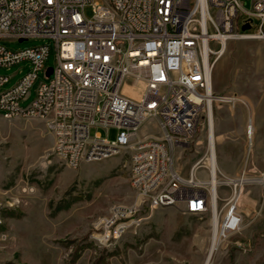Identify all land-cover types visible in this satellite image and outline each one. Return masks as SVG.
Returning a JSON list of instances; mask_svg holds the SVG:
<instances>
[{"label": "built area", "instance_id": "obj_1", "mask_svg": "<svg viewBox=\"0 0 264 264\" xmlns=\"http://www.w3.org/2000/svg\"><path fill=\"white\" fill-rule=\"evenodd\" d=\"M88 5L94 8L92 18L84 13ZM247 24L250 29L243 31ZM32 39L53 41L54 67H46L49 45L15 51L3 43ZM243 40H264V0H253L248 11L240 0H104L103 5L95 0H0V68L30 67L0 92V111L7 120L45 121L53 154L72 169L129 153L130 183L141 206L204 214L214 199L205 181L216 177L209 162L210 109L218 101L248 106L213 92L212 73L227 44ZM40 72L47 81L23 105ZM10 79L0 74V90ZM127 81L133 88L143 86L138 101L122 94ZM250 108L246 135L252 148L256 128ZM204 118L208 149L185 178L176 153L191 148ZM151 122L156 132L141 133ZM92 128L116 129L117 137L92 136ZM203 169L208 179L198 177ZM218 180V189L226 186L231 193L219 236L225 239L241 228V190L250 183L264 185V174L255 179L219 174ZM11 209L0 202L4 237ZM138 211V206L114 208L102 240L121 238Z\"/></svg>", "mask_w": 264, "mask_h": 264}, {"label": "rangeland", "instance_id": "obj_2", "mask_svg": "<svg viewBox=\"0 0 264 264\" xmlns=\"http://www.w3.org/2000/svg\"><path fill=\"white\" fill-rule=\"evenodd\" d=\"M95 1L104 4V0ZM240 1L244 10H251L253 0ZM84 13L92 18L93 5L86 6ZM3 43L15 51L49 45L46 67L55 66L51 40ZM29 71L26 64L10 70L0 68V74L11 77L0 92L13 87ZM46 81L40 72L23 105L35 99L39 84ZM213 85L217 95L263 104L261 115L250 108L257 122L252 148L246 135V106L240 101L213 105L214 132L222 136L218 156L221 149L230 153V159L220 166L222 176L259 178L264 174V40L228 43L215 62ZM121 92L138 101L143 86L133 88L127 81ZM146 132H156L154 122L141 131ZM96 133L113 140L118 132L92 128L90 134ZM53 146L45 121L7 120L0 111V202L12 208L3 228L6 237L0 229V264H204L213 237L211 207L204 214H188L174 207L141 206L130 183L129 153L72 169L53 154ZM207 149L208 124L204 118L191 148L176 153L177 166L185 178ZM218 162L221 165L219 157ZM236 164V172L229 170ZM198 177L208 179L204 169ZM218 193L221 225L231 193L226 186ZM132 206L139 208L132 225L117 241H103L104 223L113 209ZM238 207L243 217L241 228L219 240L212 264H264V185H245Z\"/></svg>", "mask_w": 264, "mask_h": 264}, {"label": "bare ground", "instance_id": "obj_3", "mask_svg": "<svg viewBox=\"0 0 264 264\" xmlns=\"http://www.w3.org/2000/svg\"><path fill=\"white\" fill-rule=\"evenodd\" d=\"M226 48H225V50H226ZM224 53H225V51H224ZM213 87H214V85H213V73H212V91L214 92ZM241 100H244V99H241ZM222 102H224V101H222ZM246 107L247 108L249 107V103H248V106H246ZM209 120H210V124H211V131H210L211 139H210V143H209V149L212 152V157L209 158L210 159L209 162L214 168L213 171H214V173H216V177H213V178L205 181L211 186L214 199L211 202V210H212V214H213V216H212L213 217V221H212L213 237H212L211 247H210L208 256L206 257L204 264H212L216 249L218 250V244H219V240H220L219 236H220V231H221V225H220V216L221 215H220L219 202H218V200H219L218 184L220 181L218 180V176H219V174L223 175V173L221 172V169L219 168L218 163H217V139H216V135L214 132V114H213L212 109H210ZM207 164H208V162H206V166H207Z\"/></svg>", "mask_w": 264, "mask_h": 264}, {"label": "crops", "instance_id": "obj_4", "mask_svg": "<svg viewBox=\"0 0 264 264\" xmlns=\"http://www.w3.org/2000/svg\"><path fill=\"white\" fill-rule=\"evenodd\" d=\"M250 107L254 108V110H255L257 115H261L262 114V107H263L262 102L256 101V102H254L252 104L249 103V107L248 108H250ZM259 122H260V120H259ZM259 122L257 124V127L261 128L262 125H260ZM256 123L257 122H255V120H254L255 128H256ZM215 135L218 137V141H217V163H218L219 168H222L224 163H226L227 160L230 159V157H228V155H230V153H229V151H223L221 149L220 152H219V156H218L219 142L221 141L222 136H221V134H215ZM218 157L220 159L221 165H219ZM220 166H222V167H220ZM229 170H231L233 172H236L238 170L237 164L234 165L233 167H231Z\"/></svg>", "mask_w": 264, "mask_h": 264}, {"label": "water", "instance_id": "obj_5", "mask_svg": "<svg viewBox=\"0 0 264 264\" xmlns=\"http://www.w3.org/2000/svg\"><path fill=\"white\" fill-rule=\"evenodd\" d=\"M242 29H243V31L248 30V29H250V25L247 24V25H245ZM51 73H52V68H50V70H49V72H48V75H51Z\"/></svg>", "mask_w": 264, "mask_h": 264}]
</instances>
